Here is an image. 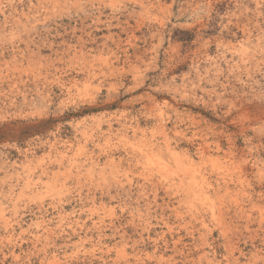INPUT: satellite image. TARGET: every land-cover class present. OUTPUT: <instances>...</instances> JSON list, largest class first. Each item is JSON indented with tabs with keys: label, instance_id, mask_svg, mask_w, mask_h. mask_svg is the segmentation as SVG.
Returning a JSON list of instances; mask_svg holds the SVG:
<instances>
[{
	"label": "rangeland",
	"instance_id": "1",
	"mask_svg": "<svg viewBox=\"0 0 264 264\" xmlns=\"http://www.w3.org/2000/svg\"><path fill=\"white\" fill-rule=\"evenodd\" d=\"M0 264H264V0H0Z\"/></svg>",
	"mask_w": 264,
	"mask_h": 264
}]
</instances>
